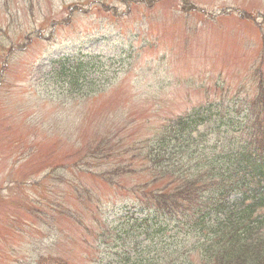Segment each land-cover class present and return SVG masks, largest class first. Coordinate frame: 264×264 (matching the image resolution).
<instances>
[{
  "label": "rangeland",
  "instance_id": "obj_1",
  "mask_svg": "<svg viewBox=\"0 0 264 264\" xmlns=\"http://www.w3.org/2000/svg\"><path fill=\"white\" fill-rule=\"evenodd\" d=\"M259 88L264 0H0V264L170 262L139 234L158 218L170 253L156 202L179 183L153 179L155 142Z\"/></svg>",
  "mask_w": 264,
  "mask_h": 264
},
{
  "label": "trees",
  "instance_id": "obj_2",
  "mask_svg": "<svg viewBox=\"0 0 264 264\" xmlns=\"http://www.w3.org/2000/svg\"><path fill=\"white\" fill-rule=\"evenodd\" d=\"M67 81L77 85L76 78ZM258 93L254 105L221 109L219 116L208 117L210 108L198 107L175 117L155 142L149 159L153 179L179 185L156 202L160 217H168L170 253L165 240L154 241L165 229L152 216L142 220L148 226H139L149 241L144 254L160 245L161 252L171 255L170 262L159 256L164 264H189L187 256L195 253L204 264H264V94L261 88ZM250 108L258 114L250 116ZM256 123L260 126L255 128ZM189 170L205 181L202 193L200 181L184 178ZM135 230L138 226L126 232L127 238ZM140 259L132 264L151 263Z\"/></svg>",
  "mask_w": 264,
  "mask_h": 264
}]
</instances>
